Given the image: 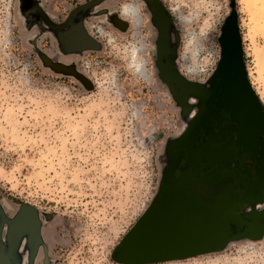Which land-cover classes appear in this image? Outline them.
Masks as SVG:
<instances>
[{"label": "rangeland", "instance_id": "rangeland-1", "mask_svg": "<svg viewBox=\"0 0 264 264\" xmlns=\"http://www.w3.org/2000/svg\"><path fill=\"white\" fill-rule=\"evenodd\" d=\"M22 1L0 0V199L30 204L44 218L47 252L34 264L46 253L49 264H127L114 253L156 196L162 150L178 118L157 72L155 31L123 13L136 0H104L77 17L97 47L69 51L57 40L67 26L53 30ZM161 1L174 65L188 77L210 72L234 13L243 63L264 106V0ZM70 2L52 0L47 12L55 18L47 20L63 23ZM28 256L17 258L26 264ZM145 264H264V233Z\"/></svg>", "mask_w": 264, "mask_h": 264}, {"label": "flooded vegetation", "instance_id": "flooded-vegetation-1", "mask_svg": "<svg viewBox=\"0 0 264 264\" xmlns=\"http://www.w3.org/2000/svg\"><path fill=\"white\" fill-rule=\"evenodd\" d=\"M72 1L68 13L63 15L61 20H57V23H60L70 18L68 26L65 27L69 35L73 34V14L83 13L84 15L90 11L91 7L104 3V0H101L97 4L83 8L93 1L84 0L73 8ZM157 1L163 7L165 17L168 18L170 36L169 13L163 2ZM22 2L27 4L25 8H29L31 12L40 15L42 13L50 20L51 17L55 18V14L47 12L52 7V0H23ZM109 5H112V9L108 5L106 8H110L112 13L110 15H113L115 6ZM135 5L140 23L145 19V22L155 31L153 49L157 72L166 87L171 89L178 113L176 129L166 138L162 150L156 196L148 207L150 210H157L153 221L168 216L170 217L168 224L174 228L179 224L180 217L186 220L193 216L198 225L194 228L192 235L185 236H192L194 241L201 244L207 243L206 246L209 249L215 248V251H218L216 248L220 246V242L217 241L216 231L209 236V239L206 235V210L214 212V224L218 222L219 225L221 224L220 211L224 209L229 212V219L226 220L223 247L230 241L259 238L264 233V106L251 85L245 64L243 63L244 75L239 71L235 73L232 86L234 91L229 92L230 86L220 75H216L222 61L228 59V56L222 53L221 46L210 72L201 78H195L179 72L174 65L173 50L170 49L171 44L168 42L166 47L168 52L160 55L163 63L162 70L168 77V80L165 79L157 61L159 45L156 40L159 35L157 25L159 21L156 18V0H136ZM121 6L119 2V7ZM78 7L82 9L75 11ZM110 15L106 16L110 23L123 29L128 27L126 19L119 18L118 22ZM224 31L227 33V28H224ZM176 73L184 79L182 83L176 80ZM249 87L252 88L251 96ZM254 94L257 96L258 106L256 107L252 97ZM255 114L256 118H254ZM19 206L9 202L3 203L0 199V220L3 217L12 218ZM164 206L165 208H162ZM37 220H39L38 229L41 240L36 256L44 246L47 249L42 231L44 218L39 213ZM2 222L0 245L6 247L8 229L7 224L3 220ZM30 223L32 222H27L28 225L21 231V239L19 238L18 246L16 245V257L28 256L30 247L34 244V239L30 237L34 236L35 226ZM175 237H177L176 234L169 235L170 239ZM120 244L114 253L118 260L123 251Z\"/></svg>", "mask_w": 264, "mask_h": 264}, {"label": "water", "instance_id": "water-1", "mask_svg": "<svg viewBox=\"0 0 264 264\" xmlns=\"http://www.w3.org/2000/svg\"><path fill=\"white\" fill-rule=\"evenodd\" d=\"M100 1L101 0H93L89 5L83 6V8L97 4ZM156 3V18H158V21L162 20V23H160L161 27L159 28V35L156 40V43L159 45V57L157 61L158 66L161 68L165 79L168 80V77H166V73L162 70L163 63L161 62L160 56L161 54H165L166 52H168V49L166 48L167 43L170 40L168 34V18L165 17L163 13V7L160 6L157 0ZM79 9L82 8L78 7L75 11H78ZM226 21H228L230 24L228 27L231 29V33L224 35L220 40V44L222 53L228 56V59L226 60L230 59V61L226 64V60H223L220 64L221 71L219 70L216 75H220L225 83L230 86V92V90H233L232 86L235 79V73L239 71L240 74L244 75V68L241 39L234 13H231ZM77 25L78 26H75L76 31L74 33L81 38L79 44H69L67 43L69 35L66 38H63V35L58 34L57 40L59 44L62 47L69 48V51H82L85 49L96 48L97 41L92 39L86 33L82 26V20H80V24ZM72 35L73 34H71V36ZM162 45L165 46L162 47ZM56 67L59 68L61 66ZM175 78L180 83L184 81V79L178 73L175 74ZM249 92L251 96V87H249ZM252 97L256 107L257 96L254 94ZM256 117L257 116L255 114L254 118ZM162 208H165V206ZM156 212L157 210L148 209L123 237V240L120 244V247L123 249L122 253L119 256L120 262H125L127 264L152 263L177 258H185L195 254L205 253L207 251H215V248L209 249V247L206 246L207 243L201 244L194 241L192 236H185L187 234L192 235L195 231L194 228L196 227V225H198L197 221H194L193 216L189 217L188 219L185 217L186 220L183 217H180L179 224L173 228L168 224V219L170 218L168 216L162 217L158 221H153V216L156 214ZM37 214L38 210L36 207L30 204L23 203L18 207L16 214L12 218L9 219L3 217L2 220L7 224L8 229L6 237L8 245L6 247L0 245V264H22L21 259L15 256V251L17 250L16 247L18 246V240L21 239V231L25 227L23 223L25 224L27 222H32L30 223V225L33 224L35 227L34 236L30 237L31 239H34V244L32 247H30L26 264H34L37 247L41 240L38 229L39 220H37ZM220 214V227L218 225V222L214 224V212H209L208 210H206L205 221V230L208 239L210 238L209 236H212L213 232L216 231L217 241L220 242V246L216 248L218 250L223 249V244L225 243L224 238L226 235V220L229 219L228 211L222 209L220 211ZM2 220H0V226L3 223ZM171 234H176L177 237H175L174 239H170L169 235ZM43 249L45 250V252H47L45 246L43 247ZM43 264H49L47 253L45 255V259L43 260Z\"/></svg>", "mask_w": 264, "mask_h": 264}, {"label": "bare ground", "instance_id": "bare-ground-1", "mask_svg": "<svg viewBox=\"0 0 264 264\" xmlns=\"http://www.w3.org/2000/svg\"><path fill=\"white\" fill-rule=\"evenodd\" d=\"M92 8V7H91ZM123 13L127 16V17H129V18H131L134 22H135V24L137 25L138 24V22H139V15H138V13H137V7L135 6V5H125V6H123ZM76 14V15H75ZM75 14H73V35L71 36V35H69V34H67V32L66 33H64V34H61V35H63V38H66L68 35H69V38H68V40H67V43H69V44H79V42H80V40H81V38L77 35V34H75L74 32L76 31L75 29H74V27L77 25V23L80 21V20H77V16L80 14V13H75ZM41 16H42V18L45 20V22L47 23V25L48 26H50L53 30H56V31H58L59 29H61V28H63V27H65V26H68V23L70 22V18H67L63 23H60V24H53V23H51L49 20H47V18L45 17V15H43L42 13H41ZM227 20V18L225 19V22H224V25H223V30H224V28H227V33L224 31V33L222 34V36H221V38L224 36V35H227V34H229V33H231V29L228 27L230 24H229V22L228 21H226ZM160 23H162V20H160L159 21ZM159 22H157V25L159 26V28L161 27L160 26V23ZM78 26V25H77ZM59 32V31H58ZM60 33V32H59ZM221 38L219 39V44H220V40H221ZM169 39H170V36H169ZM73 40V41H72ZM72 41V42H71ZM169 42H170V40H169ZM220 46H221V44H220ZM170 49H172V47H170ZM229 61H230V59L229 60H226V64H227V62L229 63ZM237 79V78H236ZM169 89V91H170V93H171V90H170V88H168ZM27 221V220H26ZM25 221V222H26ZM23 225L24 226H27L28 224L27 223H23Z\"/></svg>", "mask_w": 264, "mask_h": 264}]
</instances>
